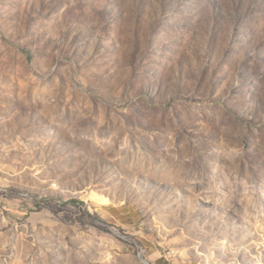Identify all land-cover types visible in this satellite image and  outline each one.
<instances>
[{"label":"rangeland","instance_id":"374dc122","mask_svg":"<svg viewBox=\"0 0 264 264\" xmlns=\"http://www.w3.org/2000/svg\"><path fill=\"white\" fill-rule=\"evenodd\" d=\"M156 258L264 264V0H0V264Z\"/></svg>","mask_w":264,"mask_h":264},{"label":"crops","instance_id":"0c3cea01","mask_svg":"<svg viewBox=\"0 0 264 264\" xmlns=\"http://www.w3.org/2000/svg\"><path fill=\"white\" fill-rule=\"evenodd\" d=\"M100 206H101L100 213L102 218L106 220H112L113 222L117 221L116 216L118 215H129V214L131 215L132 213V210H127L126 208H121L122 210H120V208H115L116 206H113L112 208L111 206H109V204H103ZM156 264H169V263L166 262V260L156 258Z\"/></svg>","mask_w":264,"mask_h":264}]
</instances>
